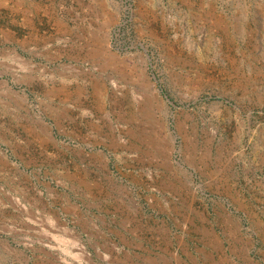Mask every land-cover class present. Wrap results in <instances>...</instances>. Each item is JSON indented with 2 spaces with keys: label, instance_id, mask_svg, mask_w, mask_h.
Segmentation results:
<instances>
[{
  "label": "rangeland",
  "instance_id": "1",
  "mask_svg": "<svg viewBox=\"0 0 264 264\" xmlns=\"http://www.w3.org/2000/svg\"><path fill=\"white\" fill-rule=\"evenodd\" d=\"M0 264H264V0H0Z\"/></svg>",
  "mask_w": 264,
  "mask_h": 264
},
{
  "label": "bare ground",
  "instance_id": "2",
  "mask_svg": "<svg viewBox=\"0 0 264 264\" xmlns=\"http://www.w3.org/2000/svg\"><path fill=\"white\" fill-rule=\"evenodd\" d=\"M82 252H84L83 249H82Z\"/></svg>",
  "mask_w": 264,
  "mask_h": 264
}]
</instances>
